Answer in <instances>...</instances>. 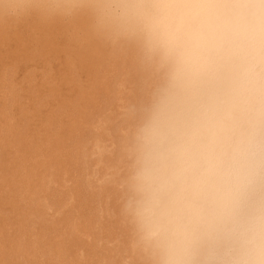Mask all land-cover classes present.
<instances>
[{"label":"clouds","instance_id":"clouds-1","mask_svg":"<svg viewBox=\"0 0 264 264\" xmlns=\"http://www.w3.org/2000/svg\"><path fill=\"white\" fill-rule=\"evenodd\" d=\"M150 72L121 214L144 264H264V0H96Z\"/></svg>","mask_w":264,"mask_h":264},{"label":"bare ground","instance_id":"bare-ground-1","mask_svg":"<svg viewBox=\"0 0 264 264\" xmlns=\"http://www.w3.org/2000/svg\"><path fill=\"white\" fill-rule=\"evenodd\" d=\"M150 75L96 0H0V264H144L121 200Z\"/></svg>","mask_w":264,"mask_h":264}]
</instances>
